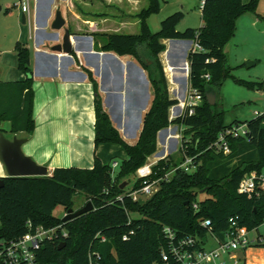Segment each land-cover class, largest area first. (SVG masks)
<instances>
[{"label": "trees", "instance_id": "obj_1", "mask_svg": "<svg viewBox=\"0 0 264 264\" xmlns=\"http://www.w3.org/2000/svg\"><path fill=\"white\" fill-rule=\"evenodd\" d=\"M145 1L146 6L134 15L138 33L90 34L95 41V51L131 56L148 73L153 99L143 115L140 135L133 145L126 143L112 125L97 82L89 70L83 69L93 90L94 150L102 144H113L121 147L126 155L115 175H111L110 165L103 164L94 152L91 169L56 168L47 177L0 178L3 180L0 223L6 238L24 235L28 222L33 227L61 225L67 233L62 237L58 230L54 240L44 241L38 253L39 264H164L161 260V250L166 246L162 234L164 226L179 237L202 239L212 233L222 239L231 218H237L239 226L249 232L264 224V195L248 198L237 191L240 182L251 173L264 174V112L248 121L226 125L217 95L220 85L229 76L226 48L234 37L238 18L249 13L264 19L256 12L259 0L246 4L242 0H204L200 28H188L179 33L177 26L183 13L175 12L161 22L156 34L151 33L146 20L160 11V1ZM163 40L192 41L198 46L187 56L188 85L200 94L201 101L192 115L185 109L174 120L169 119V110L178 101L169 97L159 59L166 50ZM141 46L146 47L148 59L138 52ZM29 50L20 42L14 47L17 69L25 79L0 82V131L6 133L1 125L7 122L12 136L23 133L28 137L35 128ZM237 82L242 87L263 90V83ZM209 92L217 95L215 106L207 103ZM173 124L183 129L178 156L169 155L159 160L150 177L155 180L173 171L169 180L160 182L157 191L143 202L125 197L119 201L117 197L125 193V189L120 188L124 180L157 152L158 133ZM239 124L246 125L245 136H227L228 154L210 148L221 132ZM188 158L191 169L179 168ZM141 184V180H136L133 188ZM79 193L87 197L93 210L63 223L62 218L54 216L55 209L61 207L65 214L73 208V197ZM199 195L204 198L199 199ZM205 220L210 221L208 229L201 226ZM124 235L128 236L125 241L122 240ZM257 238L258 241L244 251V256L249 249H264V236ZM62 243L65 246L62 247Z\"/></svg>", "mask_w": 264, "mask_h": 264}, {"label": "crops", "instance_id": "obj_2", "mask_svg": "<svg viewBox=\"0 0 264 264\" xmlns=\"http://www.w3.org/2000/svg\"><path fill=\"white\" fill-rule=\"evenodd\" d=\"M242 1L246 4L250 0ZM55 9V0H34L28 34L25 38H15L30 49L35 128L28 137L23 133L9 137L26 138L23 153L39 165H47L49 175L56 168L91 169L94 166V152L103 164L108 157L118 155L115 149L117 145L113 144H102L98 150H94L93 90L83 69L92 73L98 84L104 110L126 143L133 145L137 141L143 115L149 108L148 104L143 107L149 81L145 71L134 63L133 57L95 51V41L90 34L108 33L109 29H105L108 19L90 21L77 16L67 18L64 10H60L65 18L64 28L70 31V38H76L73 46H78L81 51L73 50L70 56L51 51V47L61 43L64 35L61 30L57 32L56 39L49 37V34L54 33L50 26ZM19 12L25 25L26 17ZM110 26L116 27L115 23H109ZM169 41L163 40V43ZM193 47L192 41L176 45L171 50L170 60L178 62L182 53ZM168 50L167 45L166 52ZM10 51L12 49L0 48V82L23 81L25 76L17 69V57ZM123 63L129 65L123 68ZM107 96H110L108 104ZM5 125L9 126V123H3L1 128H5ZM122 158H126L124 151ZM5 175V169L0 163V178ZM244 260L245 264H264V249L247 250Z\"/></svg>", "mask_w": 264, "mask_h": 264}, {"label": "rangeland", "instance_id": "obj_3", "mask_svg": "<svg viewBox=\"0 0 264 264\" xmlns=\"http://www.w3.org/2000/svg\"><path fill=\"white\" fill-rule=\"evenodd\" d=\"M19 0H0V48L1 50H11V54L16 56L14 51L15 44L20 42L15 40L18 36L26 37L28 23L25 25L22 22V16L19 10L14 5ZM160 11L156 14H151L147 18V25L152 34L160 31L161 22L168 16L175 12L183 13V19L177 26V30L183 32L184 30L198 29L202 26L201 21V1L202 0H159ZM34 0H30L31 14L33 11ZM146 6L145 0H55V12L57 10H64L67 18H86L90 21L108 19V25L105 29H109L108 33H123V34H136L139 31L138 21L134 15ZM259 16L264 17V0H259L256 8ZM32 21V15H31ZM107 23V22H106ZM109 23H115L116 27L110 26ZM105 24V23H104ZM24 25V26H23ZM118 25V26H117ZM23 26V27H22ZM103 27V25L101 26ZM28 43V41H26ZM99 44L102 43L98 40ZM29 44H31L29 42ZM169 42L165 44L166 50ZM166 50L159 55L160 63L163 67L166 77L168 94L171 99L178 101L176 106L170 109V115L174 116L181 111L179 108L181 103L188 93V78L186 89L184 83L180 80H174L173 74L168 70L166 61ZM140 55L148 59V51L146 47H139ZM189 50L186 49V55ZM188 56V55H187ZM187 56L185 60L187 61ZM227 66L229 76L220 85L217 95L221 103L220 107L223 111V120L226 125L234 121L244 122L255 117V112H264V95L263 90H252L247 87H242L237 81L248 83H263L264 84V19L258 18L253 14H244L238 18L236 22V31L234 37L226 48ZM134 59V58H133ZM133 61V60H132ZM248 62L256 63L252 67H248ZM134 63L138 62L134 59ZM123 68L129 64L123 63ZM139 65V64H138ZM1 66V65H0ZM145 76L148 79V73L145 70ZM124 88V86H123ZM146 93V92H145ZM110 96H107V104L109 103ZM153 99L152 86L149 83L148 93L145 94V100L150 107ZM217 99V100H218ZM124 100V99H123ZM149 109V108H148ZM147 109V110H148ZM147 112V111H146ZM5 137L10 139L12 135L9 133V126L5 125ZM160 131L157 136V149L151 155L146 163L153 162L165 156L172 155L177 157L181 143H182V128L177 125H170L168 128ZM121 136V135H120ZM171 136V138H169ZM177 136V137H176ZM123 139V138H122ZM118 155L115 157H108L105 164L112 165L116 162L120 165L123 160V151L120 147L115 146ZM145 163V164H146ZM118 168L114 171L117 172ZM136 174L126 178L124 182H128L125 186V192L132 188L136 182ZM87 197L79 193L73 197V208L76 211L82 208L88 201ZM204 198V195H199V199ZM148 199V198H147ZM142 199L140 201H145ZM54 216L62 218L64 210L58 207L54 211ZM264 236V224H262L254 232H250V238ZM208 243L205 245L206 249L213 248L216 244L210 235L207 236Z\"/></svg>", "mask_w": 264, "mask_h": 264}, {"label": "built area", "instance_id": "obj_4", "mask_svg": "<svg viewBox=\"0 0 264 264\" xmlns=\"http://www.w3.org/2000/svg\"><path fill=\"white\" fill-rule=\"evenodd\" d=\"M203 2L204 0H202L201 7ZM16 7L26 17L29 24L31 17L30 0H19L16 3ZM193 48H198V46L194 44ZM205 78L208 79L209 77L206 75ZM200 101V94L188 87V93L184 102L179 107L181 111L177 116H171L169 113V119H177L185 109H187L188 115H192L194 108L199 105ZM254 114L255 117H258L261 113L257 111ZM245 133V124L233 125L225 132H221L210 148L217 152L228 154L230 150L227 143V136L231 135L241 138L245 136ZM165 157L167 156L155 159V161L146 163L143 167L137 169L135 173L136 178L137 180H141L142 184L137 189H134L132 186L123 196L117 197L118 200L122 201L125 197L136 202L151 197L159 188L160 182L169 180L173 173L171 171L166 173L162 178L150 180L153 166ZM190 163L191 159L188 158L179 168L189 171L191 169L188 167ZM110 167L112 171L111 175L114 176V170L120 166L116 162H113ZM237 191L239 194L246 195L248 198L259 197L261 194L264 195V174L251 173L240 182ZM65 215L66 213L63 214V217ZM201 226L206 229L210 228V221L205 220L201 222ZM58 230L62 237L67 236L66 231L62 230L61 225L44 228L42 226L33 227L28 222L27 231L24 235L15 238H6L2 233L0 223V264H39L38 253L41 246L44 241L54 240L58 236ZM162 234L166 242V246L161 250V260L164 264H244V251L258 241L257 237H249L250 232L245 227L239 226L237 218L229 219V227L223 234L222 239H219L212 233L208 234L216 244L211 249L205 248V245L208 243V235L202 239L192 236L179 237L168 226L162 228ZM127 238L128 236L124 235L122 240L125 241Z\"/></svg>", "mask_w": 264, "mask_h": 264}, {"label": "water", "instance_id": "obj_5", "mask_svg": "<svg viewBox=\"0 0 264 264\" xmlns=\"http://www.w3.org/2000/svg\"><path fill=\"white\" fill-rule=\"evenodd\" d=\"M65 18L62 17L61 11L57 10L54 15V20L51 23L50 29L54 32L49 34L50 38H57V32L63 30V37L61 43L51 47V51L56 53H62L66 56H70L73 50L81 51L78 46H73L76 43V38H70V31L65 26ZM186 42L185 40H170L169 41V50L167 54V62L171 68L174 69V80H181L186 89L187 78H188V63L185 60L186 51L182 53L181 58L178 62H172L170 60L171 50L179 44ZM189 42V41H187ZM191 50V49H190ZM189 50V52H190ZM189 56V55H188ZM255 63L248 62V67L254 66ZM147 83V81H146ZM264 90V84H263ZM207 103L210 106H215L218 103L217 95L214 92H209L206 94ZM146 101H144L143 107L146 106ZM220 103V101H219ZM221 104V103H220ZM165 131V130H162ZM27 142L26 138H17L12 137L8 139L5 137L4 133L0 131V163L5 169L6 175L2 178H29V177H47L49 176L47 165H39L32 158L26 156L23 153L22 147ZM127 183L121 185V189H124ZM3 185V180L0 179V187ZM93 210V206L90 202L86 203L82 208L74 211L72 209L66 212V215L62 218V222H68L74 220L84 214ZM62 247L65 246V243H62ZM61 246L59 249H61Z\"/></svg>", "mask_w": 264, "mask_h": 264}, {"label": "bare ground", "instance_id": "obj_6", "mask_svg": "<svg viewBox=\"0 0 264 264\" xmlns=\"http://www.w3.org/2000/svg\"><path fill=\"white\" fill-rule=\"evenodd\" d=\"M168 70L171 72V70L173 71V73H174V69L173 68H171L170 67V65H169V67H168ZM174 76V75H173Z\"/></svg>", "mask_w": 264, "mask_h": 264}]
</instances>
